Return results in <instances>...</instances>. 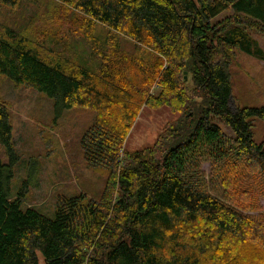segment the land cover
Wrapping results in <instances>:
<instances>
[{
  "label": "trees",
  "instance_id": "obj_1",
  "mask_svg": "<svg viewBox=\"0 0 264 264\" xmlns=\"http://www.w3.org/2000/svg\"><path fill=\"white\" fill-rule=\"evenodd\" d=\"M54 1L58 12L83 20L79 27L89 54L80 57L51 31L46 45L35 38L40 28L33 23L22 32L0 23V75L51 99L54 120L73 107L109 115L89 127L80 141L87 166L106 171L108 178L98 201L58 196L53 218L22 208L28 182L12 195L19 158L8 110L0 102V145L7 159H0V264H39L40 258L43 264H240L246 248L254 257L246 260L264 264L263 225L208 192L195 161L207 158L212 168L230 158L252 162L264 180V143L254 142L249 123L264 119V107H229V52L235 48L263 58L249 31L264 34V0ZM17 2L0 0V9H12ZM227 8L234 17L213 23ZM59 22L54 33L62 38L67 24ZM96 23L113 40L133 41L148 56L133 59L132 70L150 81L151 89L165 90L159 97L146 95V108L182 105L180 118L160 134L152 151L124 161L122 147L130 130L125 122L138 114L128 107L132 93L121 84L128 60L118 61L123 57L116 55L115 45L92 35ZM219 50L223 55L218 59ZM184 70L190 75V93ZM230 183L226 173L223 185Z\"/></svg>",
  "mask_w": 264,
  "mask_h": 264
},
{
  "label": "rangeland",
  "instance_id": "obj_2",
  "mask_svg": "<svg viewBox=\"0 0 264 264\" xmlns=\"http://www.w3.org/2000/svg\"><path fill=\"white\" fill-rule=\"evenodd\" d=\"M54 0H18L14 8L3 6L0 9V23L15 32H22L31 23L39 27L35 38H43L48 45L47 31L53 33L52 37L58 42L67 40L66 43L78 50L79 56L89 54L86 36L80 31L83 20L71 12H58L60 9L52 4ZM233 10L227 8L213 23L231 19ZM234 17V16H233ZM77 21H76V20ZM59 20L67 24L62 38L55 36V27ZM54 25V27L52 26ZM230 25L229 27H231ZM46 31V32H42ZM92 35L100 42L113 43L118 57L127 59L128 64L124 71L126 82L122 87L132 93L128 100V107L138 113L135 120L125 122L128 130L122 147L121 159L130 158L133 154L152 151L160 134L168 130V126L176 122L181 114L178 108L171 106L147 107L143 105L146 95H159L163 87L152 86L151 82L133 71V59H147L140 47L133 41L124 37L115 38L100 24L94 25ZM251 38L261 49L263 58L248 55L241 50L231 49L230 53V109L264 107V34L249 31ZM107 37L109 41H107ZM145 52V50L143 49ZM219 57L222 52L219 50ZM66 54V57H70ZM75 55V60L79 61ZM116 57V58H118ZM147 70V67L142 66ZM124 69V68H123ZM190 75L183 71V82L186 83L185 91H193L189 81ZM123 79V78H122ZM121 79V80H122ZM116 83V82H115ZM154 84V83H153ZM156 84V83H155ZM133 89L135 101L133 104ZM163 97H166L163 96ZM192 97V96H191ZM196 102L199 98L193 97ZM0 102L9 113L12 128V138L15 152L19 161L14 166V177L11 185L12 195H16L20 185L27 181L28 192L22 208H33L48 218L54 217L55 202L58 196L72 197L84 195L87 199L98 201L108 178L106 171L92 169L87 166L83 158L80 141L84 132L97 123L98 119L109 115L96 114L92 109L73 107L62 110L60 117L54 120L53 101L38 92L24 87L16 86L11 81L0 75ZM213 123L228 137H233L231 131L217 118H212ZM252 137L257 144L264 143V119H249ZM164 134V133H163ZM156 149V148H155ZM0 145V159L6 163V155ZM196 161L198 176L205 182V188L212 195L226 199L230 208L242 213L253 223L262 224L264 230V180L258 173V168L252 162L242 161L240 164L230 158L228 162L212 168L207 158ZM226 173L231 178L230 185H223ZM247 250L242 252L240 264H256L246 258L254 259L253 254ZM39 264H43L40 258Z\"/></svg>",
  "mask_w": 264,
  "mask_h": 264
}]
</instances>
